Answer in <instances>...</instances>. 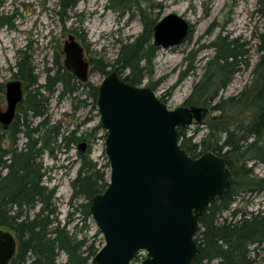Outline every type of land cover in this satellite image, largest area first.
I'll return each mask as SVG.
<instances>
[{
	"label": "trees",
	"instance_id": "16d2710c",
	"mask_svg": "<svg viewBox=\"0 0 264 264\" xmlns=\"http://www.w3.org/2000/svg\"><path fill=\"white\" fill-rule=\"evenodd\" d=\"M60 3L59 14L64 19L68 8L75 7V2L61 0ZM112 3V8L123 12L135 8L141 13L145 28L133 42H119L116 59L110 63L99 61L98 70L104 76L117 72L127 83L142 87L146 80L150 83L155 77L154 61L160 50L153 44L155 22L145 14L147 10L142 9L141 0H112ZM258 13L264 19V7H260ZM15 18V15H1L0 29H15ZM256 40L260 57L251 85L238 95H221L242 68H249L250 49L249 42L242 37L220 34L211 44L202 47L214 49L215 55L207 61L204 74L184 103L187 107H204V117L208 113L213 115L207 122L206 135L199 141H196L199 127L190 136L185 128H178L181 148L194 159L208 152L222 157L232 173L230 189L212 201L207 212L199 218L195 234L198 251L192 264H256L258 251L264 255V212L244 213L238 218L241 211L232 209L240 194L264 189V178L254 173V164H264V30L257 33ZM19 54L14 78L24 85L25 97L18 107L24 116L17 114L7 130L0 125V229L11 231L18 241V251L11 264H95L94 258L103 245L96 248L95 244H89L87 237L78 238L79 224L73 232L69 229L73 213L64 223L59 219L57 190L45 185L42 161L46 154L54 155L60 136L58 126H50L47 116L49 97L55 95L58 86L61 87L60 98L73 96L85 88L97 106L99 86L78 81L66 70L58 54L54 62L56 70L53 74V70H48L46 83L40 85L31 55L27 51ZM188 61L191 64L183 72L179 84L196 70L194 57ZM176 86L171 88L169 95ZM4 92L5 87L0 84V96ZM30 118L44 120L33 127ZM20 135L24 138L22 146ZM83 140L75 131L70 138L64 137L63 146L69 150L71 145H79ZM89 154L78 153L81 166L71 184V204L76 203L75 210L82 214V221L92 218L93 199L109 186L105 173L98 169ZM251 161L254 164L248 167ZM81 199L83 202L79 203ZM231 210L230 220L224 215ZM61 254L67 257L64 263H58ZM137 262H140L139 256L134 260Z\"/></svg>",
	"mask_w": 264,
	"mask_h": 264
},
{
	"label": "rangeland",
	"instance_id": "374dc122",
	"mask_svg": "<svg viewBox=\"0 0 264 264\" xmlns=\"http://www.w3.org/2000/svg\"><path fill=\"white\" fill-rule=\"evenodd\" d=\"M60 1L0 0V16H16L15 29L6 27L0 29V84L4 87L8 82L15 80L16 64L22 51H27L31 55L39 84L44 85L47 71L53 70L51 72L53 74L56 70L54 62L57 54L64 65V44L70 36H74L84 48L85 58L90 63V77L87 83L99 86L105 76L98 70V62H113L118 55L119 42H133L144 31L145 24L141 13L135 8L123 12L112 8V0H74L75 7L68 8L66 16L62 19L59 14ZM141 7L147 10L145 14L155 24L170 14H176L191 25V33L183 45L158 51L154 61L155 77L150 83L146 80L142 86L152 88L169 109L184 106L194 84L204 74L207 61L215 55L214 49L202 47L211 44L220 34L229 35L230 38L242 37L249 42L250 49L249 68H242L221 95L225 97L238 95L253 83V72L260 57L256 48V35L264 30V19L258 13V9L264 7V0H141ZM191 56L194 57L193 67L196 70L186 75L179 84L183 72L191 64L188 61L191 60ZM174 86L175 90L169 95ZM60 89L58 86L55 95L49 97L47 106L50 126H58L60 136L55 145L54 155L46 154L43 158L46 172L44 183L50 189L57 190L59 219L64 223L69 214L73 213L69 229L73 232L76 230L75 226L79 224L78 238L87 237L89 244L93 243L99 248L101 245L104 246L105 242L95 221L93 218L82 221V214L75 210L76 203L71 204L73 193L71 184L77 177L81 162L78 157V145H71L70 149L66 150L63 139L70 138L76 131L78 138L88 140L90 159L105 173L106 180L110 181V163L105 152L107 132L103 127L100 128L101 116L98 105L96 106L93 99L88 97L85 88H81L73 96L64 98H60ZM0 104L5 111L6 92L1 94ZM17 114L24 116L19 110ZM212 115L208 113L200 124L186 127L188 136L199 127L200 132L196 141L201 140L208 131L207 122ZM43 120L44 118H30L29 121H32V126L35 127ZM23 143V135H20V146ZM253 164L254 161L249 162L248 167ZM254 173L257 177L264 178V164H254ZM82 202V199L79 200V203ZM232 209L241 211L238 218L244 213L264 212V189L240 194ZM233 210L225 213L224 217L231 220ZM34 213L35 211L32 212ZM258 252L256 264H264V255L260 250ZM138 256L140 262L133 261L132 264H141L146 252H141ZM66 260L67 257L61 254L58 263H64Z\"/></svg>",
	"mask_w": 264,
	"mask_h": 264
},
{
	"label": "water",
	"instance_id": "95a60500",
	"mask_svg": "<svg viewBox=\"0 0 264 264\" xmlns=\"http://www.w3.org/2000/svg\"><path fill=\"white\" fill-rule=\"evenodd\" d=\"M191 25L170 14L152 27L160 49L183 45ZM64 67L81 83L90 63L74 36L64 44ZM7 109L0 104V125L7 130L24 99L23 82L5 86ZM101 125L107 132L109 186L91 203L92 218L104 239L95 264H192L198 251L199 218L231 187L224 158L208 152L194 159L181 148L178 128L200 124L206 109L181 106L171 110L148 86L135 87L117 72L99 85ZM83 142L79 149L85 148ZM18 251L15 235L0 229V264H11Z\"/></svg>",
	"mask_w": 264,
	"mask_h": 264
},
{
	"label": "flooded vegetation",
	"instance_id": "af4514ba",
	"mask_svg": "<svg viewBox=\"0 0 264 264\" xmlns=\"http://www.w3.org/2000/svg\"><path fill=\"white\" fill-rule=\"evenodd\" d=\"M63 55H64V54H63ZM64 58H65V56H64ZM63 63H64V61H63ZM5 86H6V85H5ZM23 89H24V85H23ZM5 92H6V91H5ZM24 97H25V92H24ZM23 100H24V99H23ZM22 102H23V101H22ZM22 102H21V103H22ZM21 103H20V104H21ZM20 104H19V106H20ZM19 106H18V107H19ZM1 107H2V106H1ZM17 110H18V108H17ZM2 111H3V109H2ZM5 111H6V110H5ZM16 115H17V112H16ZM15 118H16V117H15ZM14 120H15V119H14ZM13 122H14V121H13ZM83 142L86 144L85 148L82 147L81 149H79V145L81 144V143H80V144L78 145V149H79V152H80V153L86 154V152H88L89 149H90V143H89V141L86 140V139H84V140L82 141V143H83Z\"/></svg>",
	"mask_w": 264,
	"mask_h": 264
}]
</instances>
